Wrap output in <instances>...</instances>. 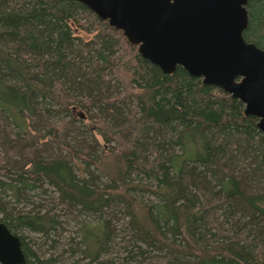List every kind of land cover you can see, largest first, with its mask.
I'll use <instances>...</instances> for the list:
<instances>
[{
    "label": "trees",
    "instance_id": "16d2710c",
    "mask_svg": "<svg viewBox=\"0 0 264 264\" xmlns=\"http://www.w3.org/2000/svg\"><path fill=\"white\" fill-rule=\"evenodd\" d=\"M247 10L243 36L264 50V0H249ZM125 100L127 114L118 109ZM53 104L96 119L114 145L70 140L72 121L44 118ZM258 121L184 67L163 72L80 1L0 0V188L19 201L50 186L64 213L100 219L81 228L99 250L123 216L135 264H264ZM0 214L21 237L26 264H55L22 233L50 236L62 223L55 208L18 210L0 196Z\"/></svg>",
    "mask_w": 264,
    "mask_h": 264
},
{
    "label": "water",
    "instance_id": "95a60500",
    "mask_svg": "<svg viewBox=\"0 0 264 264\" xmlns=\"http://www.w3.org/2000/svg\"><path fill=\"white\" fill-rule=\"evenodd\" d=\"M123 31L167 74L178 66L240 99L264 132V50L243 36L249 0H77ZM22 239L0 221V264H26Z\"/></svg>",
    "mask_w": 264,
    "mask_h": 264
},
{
    "label": "rangeland",
    "instance_id": "374dc122",
    "mask_svg": "<svg viewBox=\"0 0 264 264\" xmlns=\"http://www.w3.org/2000/svg\"><path fill=\"white\" fill-rule=\"evenodd\" d=\"M85 40L92 38L91 34L80 32ZM117 87V88H116ZM121 89V88H120ZM115 95L119 92L118 86L111 89ZM122 100V98L120 99ZM118 109L123 110L125 114L128 113L130 107L128 101H119ZM61 107L53 104L52 108L44 110V118L48 121L68 120L72 121L70 124L73 130L70 132V140H85L87 143L96 146L98 149L114 145L113 142H107L103 130L100 128L96 119L86 120L78 115L79 109L76 107L73 114L60 112ZM96 111V110H95ZM7 123L12 129L13 133L19 130L16 122V117L10 115V112L5 113ZM107 122L111 119L107 116L101 115ZM74 118V119H73ZM74 120V121H73ZM27 122V119H26ZM152 152L151 150L149 153ZM0 179L7 180L0 175ZM145 198L155 200L154 196L147 193ZM52 195H57L54 190L44 185L42 188L26 192V197H21L17 201V197L12 190L0 188V196L5 200L10 201L18 210H38L39 208H55L60 213L61 226L50 236L46 237L39 233L31 231H23L22 233L27 237L32 248L41 256L45 258H54L55 264H135L137 260H133L136 256V247H133L129 240V232L126 229L127 220L120 216L113 220L112 225L114 231L109 240L105 241L102 250L95 248L89 240V244L84 242V232L81 229L83 226H94L99 224L100 219L93 215L76 214L74 217L64 213L61 206H55L49 200ZM1 216V214H0ZM93 228V227H92ZM98 250V251H97ZM131 250V251H130ZM130 251V252H129ZM94 256L98 259L92 260ZM140 256L139 254L137 255Z\"/></svg>",
    "mask_w": 264,
    "mask_h": 264
}]
</instances>
